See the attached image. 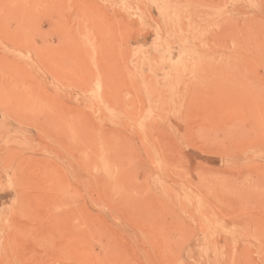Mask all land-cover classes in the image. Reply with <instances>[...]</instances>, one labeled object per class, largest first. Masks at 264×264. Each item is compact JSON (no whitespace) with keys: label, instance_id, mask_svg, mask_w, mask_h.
Here are the masks:
<instances>
[{"label":"rangeland","instance_id":"1","mask_svg":"<svg viewBox=\"0 0 264 264\" xmlns=\"http://www.w3.org/2000/svg\"><path fill=\"white\" fill-rule=\"evenodd\" d=\"M0 264H264V0H0Z\"/></svg>","mask_w":264,"mask_h":264}]
</instances>
